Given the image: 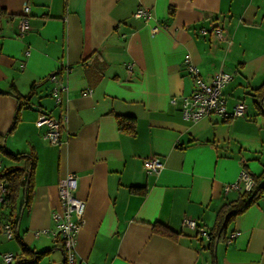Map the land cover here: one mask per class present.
Returning a JSON list of instances; mask_svg holds the SVG:
<instances>
[{
    "label": "crops",
    "instance_id": "0c3cea01",
    "mask_svg": "<svg viewBox=\"0 0 264 264\" xmlns=\"http://www.w3.org/2000/svg\"><path fill=\"white\" fill-rule=\"evenodd\" d=\"M24 3L28 28L20 34ZM0 6L6 11L0 134L15 116L14 91H32L5 144L37 157L32 201L19 213L18 231L27 246L51 248L40 264L63 262L51 214L61 210L58 184L67 172L76 174L75 195L84 201L77 264H264V193L230 219L212 252L208 240L183 226L190 217L211 229L221 207L242 191L223 186L243 168L264 183V96L254 92L264 83V0H0ZM139 7L150 10L147 20L134 16ZM213 27L221 38L201 32ZM186 60L205 81L232 73L222 96L227 110L242 101L243 114L185 119L181 97L194 87ZM41 115L60 121L57 143L45 137ZM117 115L134 117L135 131L120 130ZM151 156L162 162L157 173L143 167ZM20 164L0 154V169ZM3 222L1 208L0 264H13L2 259L13 251Z\"/></svg>",
    "mask_w": 264,
    "mask_h": 264
},
{
    "label": "built area",
    "instance_id": "2783aa9c",
    "mask_svg": "<svg viewBox=\"0 0 264 264\" xmlns=\"http://www.w3.org/2000/svg\"><path fill=\"white\" fill-rule=\"evenodd\" d=\"M29 4L24 3L23 14L18 18V28L20 34H23L28 28V12ZM135 17L147 20L151 16L149 9L139 7L134 12ZM202 33H210L216 38L223 36V31L219 27H213L209 31L201 29ZM186 68L188 73L193 77V90L181 97L182 99V114L185 119L195 120L199 117L209 116L212 114L220 115L228 119L234 116L242 115L245 105L242 101L236 102L231 110H227L225 99L222 96V88L232 78V73L226 71H218L209 81H205L199 74L194 64L186 60ZM132 63H126L127 71L132 70ZM62 89H64L62 87ZM59 98H57L58 100ZM174 101V98H172ZM47 126L45 137L50 142L57 143L59 137L60 121L53 118L51 115H41L39 122ZM143 167L147 173H157L162 167L161 160L156 156L147 157L143 160ZM76 174L67 172L62 177L58 184V193L60 199V211L52 212V219L55 223L54 236L56 243L61 244L63 252V264H77L76 260V235L83 222V207L84 201L75 195L76 189ZM254 184L253 178L245 169L241 170L236 181L227 183L223 186L224 191L234 190H249ZM4 190V182H0V199ZM183 226L196 230L197 234L205 240L210 239L209 229L200 224L196 219L190 217L183 218ZM4 234L10 238L11 229L7 224L3 226ZM38 232H36L37 234ZM61 240V241H60ZM14 254L11 252L4 253L2 259L5 263H11L14 260Z\"/></svg>",
    "mask_w": 264,
    "mask_h": 264
},
{
    "label": "trees",
    "instance_id": "16d2710c",
    "mask_svg": "<svg viewBox=\"0 0 264 264\" xmlns=\"http://www.w3.org/2000/svg\"><path fill=\"white\" fill-rule=\"evenodd\" d=\"M5 14V9L0 6V22ZM254 92L259 99L264 96V83L255 88ZM14 94L17 97L18 105L9 131L4 135L0 134V154L17 162L22 161V164L3 166L0 169V182H4V190L2 192V198L0 199V209L2 208V218H4L2 225L4 226V224H7L10 227L12 233L10 238H15L20 245V253L14 259L13 264H38L41 257L49 253L51 248L35 250L27 246L18 231L19 213L23 211L24 208H29L32 201L34 170L37 157L33 151L11 152L5 144L7 135L14 128L19 118L20 109L29 103L32 91L26 95H21L16 91H14ZM261 109L264 111V107H261ZM116 121L120 130L128 133H133L135 131L134 117L117 115ZM243 169L247 170L246 168ZM250 176L254 180V184L251 188L249 190H242L235 200L225 203L217 214L214 226L209 229L210 239L208 240V248L211 252L213 251L215 242L222 238L230 219L241 213L264 193V183H260V177H255L252 174H250ZM132 190L144 192L142 188L138 187H133ZM20 195L22 199L18 202ZM3 210L7 211L5 212ZM153 228L159 233L171 234V231L162 224H154ZM57 245L62 249L61 244L58 243Z\"/></svg>",
    "mask_w": 264,
    "mask_h": 264
},
{
    "label": "rangeland",
    "instance_id": "374dc122",
    "mask_svg": "<svg viewBox=\"0 0 264 264\" xmlns=\"http://www.w3.org/2000/svg\"><path fill=\"white\" fill-rule=\"evenodd\" d=\"M10 245H11V250H13L12 251V253L14 254V255H16L18 252H19V249H20V245H19V242L15 239V238H11L10 240ZM48 254V253H47ZM46 254V255H47ZM45 255V256H46ZM45 256H43V257H41V259H40V263H41V260L45 257ZM39 263V264H40Z\"/></svg>",
    "mask_w": 264,
    "mask_h": 264
},
{
    "label": "water",
    "instance_id": "95a60500",
    "mask_svg": "<svg viewBox=\"0 0 264 264\" xmlns=\"http://www.w3.org/2000/svg\"><path fill=\"white\" fill-rule=\"evenodd\" d=\"M61 264H63V262Z\"/></svg>",
    "mask_w": 264,
    "mask_h": 264
}]
</instances>
